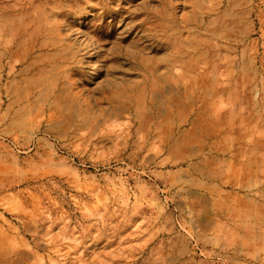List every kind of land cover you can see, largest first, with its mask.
Returning <instances> with one entry per match:
<instances>
[{
    "label": "rangeland",
    "instance_id": "1",
    "mask_svg": "<svg viewBox=\"0 0 264 264\" xmlns=\"http://www.w3.org/2000/svg\"><path fill=\"white\" fill-rule=\"evenodd\" d=\"M0 264H264V0H0Z\"/></svg>",
    "mask_w": 264,
    "mask_h": 264
},
{
    "label": "bare ground",
    "instance_id": "2",
    "mask_svg": "<svg viewBox=\"0 0 264 264\" xmlns=\"http://www.w3.org/2000/svg\"><path fill=\"white\" fill-rule=\"evenodd\" d=\"M84 40L90 41V44H93V41H92L93 39L91 37H89V36H85Z\"/></svg>",
    "mask_w": 264,
    "mask_h": 264
}]
</instances>
